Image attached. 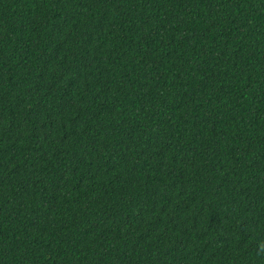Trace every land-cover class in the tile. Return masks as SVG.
<instances>
[{
	"label": "trees",
	"instance_id": "obj_1",
	"mask_svg": "<svg viewBox=\"0 0 264 264\" xmlns=\"http://www.w3.org/2000/svg\"><path fill=\"white\" fill-rule=\"evenodd\" d=\"M0 264H264V0H0Z\"/></svg>",
	"mask_w": 264,
	"mask_h": 264
}]
</instances>
